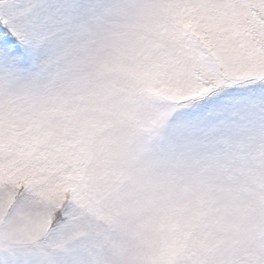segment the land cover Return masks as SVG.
<instances>
[{"label":"snow or ice","instance_id":"6c2138e0","mask_svg":"<svg viewBox=\"0 0 264 264\" xmlns=\"http://www.w3.org/2000/svg\"><path fill=\"white\" fill-rule=\"evenodd\" d=\"M0 264H264V0H0Z\"/></svg>","mask_w":264,"mask_h":264}]
</instances>
